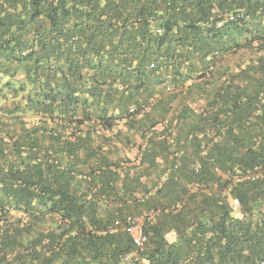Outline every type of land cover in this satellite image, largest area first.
I'll return each mask as SVG.
<instances>
[{"label": "trees", "instance_id": "trees-1", "mask_svg": "<svg viewBox=\"0 0 264 264\" xmlns=\"http://www.w3.org/2000/svg\"><path fill=\"white\" fill-rule=\"evenodd\" d=\"M0 264H264V0H0Z\"/></svg>", "mask_w": 264, "mask_h": 264}, {"label": "built area", "instance_id": "built-area-1", "mask_svg": "<svg viewBox=\"0 0 264 264\" xmlns=\"http://www.w3.org/2000/svg\"><path fill=\"white\" fill-rule=\"evenodd\" d=\"M228 18H232V17H227ZM224 21H219L217 23V26H221L223 24ZM130 111H133V107L130 108ZM134 160V159H133ZM231 205L233 207L234 210H236L239 206V202L237 201V199H232L231 200ZM155 212L154 211H150L148 213V215L150 217L154 216ZM120 226V223L118 221H116L114 224H112L108 229L109 231H113L116 232L118 227ZM124 230L127 232L128 236L130 237L132 243L134 244L135 248L137 251H140L143 246L144 243L147 240L146 235L143 232V228H142V217H136V216H128L126 218V223L124 224ZM175 232L174 231H170L165 233V236L167 237H174ZM127 260V257H123V261Z\"/></svg>", "mask_w": 264, "mask_h": 264}]
</instances>
